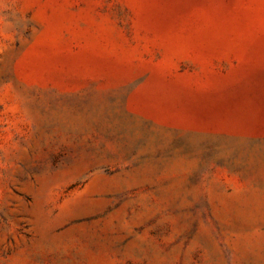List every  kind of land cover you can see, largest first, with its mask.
Wrapping results in <instances>:
<instances>
[{"label":"rangeland","instance_id":"374dc122","mask_svg":"<svg viewBox=\"0 0 264 264\" xmlns=\"http://www.w3.org/2000/svg\"><path fill=\"white\" fill-rule=\"evenodd\" d=\"M0 264H264V0H0Z\"/></svg>","mask_w":264,"mask_h":264}]
</instances>
